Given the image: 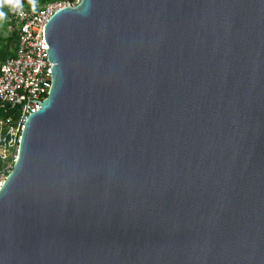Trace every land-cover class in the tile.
<instances>
[{"label": "water", "instance_id": "1", "mask_svg": "<svg viewBox=\"0 0 264 264\" xmlns=\"http://www.w3.org/2000/svg\"><path fill=\"white\" fill-rule=\"evenodd\" d=\"M0 184V264H264V0H77Z\"/></svg>", "mask_w": 264, "mask_h": 264}, {"label": "built area", "instance_id": "2", "mask_svg": "<svg viewBox=\"0 0 264 264\" xmlns=\"http://www.w3.org/2000/svg\"><path fill=\"white\" fill-rule=\"evenodd\" d=\"M73 2L53 0L41 7H11L9 21L16 31L12 56L0 62V158L10 168L15 160L20 133L27 117L38 110L50 88V61L43 29L54 12ZM0 172V184L5 177Z\"/></svg>", "mask_w": 264, "mask_h": 264}, {"label": "crops", "instance_id": "3", "mask_svg": "<svg viewBox=\"0 0 264 264\" xmlns=\"http://www.w3.org/2000/svg\"><path fill=\"white\" fill-rule=\"evenodd\" d=\"M7 7V15L0 19V62L7 56H12L16 47L15 41L13 42V40H16L14 38L16 31L12 28L11 21H9V13L12 6L9 5ZM18 7L22 6L19 4Z\"/></svg>", "mask_w": 264, "mask_h": 264}, {"label": "trees", "instance_id": "4", "mask_svg": "<svg viewBox=\"0 0 264 264\" xmlns=\"http://www.w3.org/2000/svg\"><path fill=\"white\" fill-rule=\"evenodd\" d=\"M50 1H53V0H35L34 3H30L27 0H20V5L22 7L27 8V9H33V8L41 7L45 3L50 2ZM61 1H68V2H73L74 3L76 0H61ZM7 6H9V4L0 5V13H2L3 16H6L7 13H8V11H7V8L8 7ZM14 38L16 39V33H15ZM14 41H15V45H16V40H13V42ZM5 113L6 112H4L2 110V108L0 107V115L3 116ZM5 165H6V162L3 161V160H1V158H0V172L5 168ZM11 167H12V164H11L10 168H8V169L5 168V171H4L5 172V175L9 172V170L11 169Z\"/></svg>", "mask_w": 264, "mask_h": 264}, {"label": "clouds", "instance_id": "5", "mask_svg": "<svg viewBox=\"0 0 264 264\" xmlns=\"http://www.w3.org/2000/svg\"><path fill=\"white\" fill-rule=\"evenodd\" d=\"M3 4H9L11 5L13 8L18 7L20 4V0H0V5ZM3 17V14L0 13V18Z\"/></svg>", "mask_w": 264, "mask_h": 264}, {"label": "rangeland", "instance_id": "6", "mask_svg": "<svg viewBox=\"0 0 264 264\" xmlns=\"http://www.w3.org/2000/svg\"><path fill=\"white\" fill-rule=\"evenodd\" d=\"M28 2H30V3H34L35 2V0H27ZM77 1V0H76ZM75 1V2H76Z\"/></svg>", "mask_w": 264, "mask_h": 264}]
</instances>
